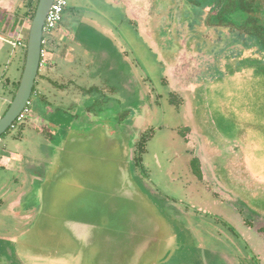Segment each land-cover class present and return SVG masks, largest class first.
<instances>
[{"label": "rangeland", "instance_id": "rangeland-1", "mask_svg": "<svg viewBox=\"0 0 264 264\" xmlns=\"http://www.w3.org/2000/svg\"><path fill=\"white\" fill-rule=\"evenodd\" d=\"M66 1L58 27L73 23L82 46L62 39L67 61L57 66L47 50L23 123L1 136L0 264H95L54 220L67 183L49 186L74 164L103 181L113 166L103 161L106 147L115 144L158 226L140 264H264V50L235 42L234 29L210 26L216 15L201 20V9L227 0ZM10 2L14 11L0 8L1 116L27 55L14 41L26 0ZM23 19L19 35L28 41L31 15ZM94 84L107 87L90 98ZM73 135L95 137L103 153L64 145ZM143 140L142 169L133 160ZM195 157L202 180L191 168ZM76 253V262H61Z\"/></svg>", "mask_w": 264, "mask_h": 264}, {"label": "water", "instance_id": "water-1", "mask_svg": "<svg viewBox=\"0 0 264 264\" xmlns=\"http://www.w3.org/2000/svg\"><path fill=\"white\" fill-rule=\"evenodd\" d=\"M53 2H38L28 35L27 55L19 88L0 119V138L12 127L30 101L40 71L44 23ZM66 143L70 146L85 145L89 151L103 153L102 143L93 136L73 135L64 145ZM117 148L122 152L124 150L118 144L113 145L112 150L106 147L108 158L103 161L106 163L110 160L113 166L103 181L94 180L96 173L93 168H84L82 170L87 173H82L81 168L74 167L75 164L64 167L56 175L49 190L53 192L60 183H67V189L62 194L66 200L60 207L59 217L54 220L59 221L64 235L74 240L71 241L72 245L76 243L79 248L84 247L87 257L95 259V264H140L151 243L148 236L152 232L157 233L158 226L151 216L145 215V196L132 181L127 163L115 155ZM68 237L64 239L69 246ZM78 256V253L74 257L63 256L61 262H76ZM35 261L44 260L36 258ZM48 263L60 264L53 260Z\"/></svg>", "mask_w": 264, "mask_h": 264}, {"label": "flooded vegetation", "instance_id": "flooded-vegetation-1", "mask_svg": "<svg viewBox=\"0 0 264 264\" xmlns=\"http://www.w3.org/2000/svg\"><path fill=\"white\" fill-rule=\"evenodd\" d=\"M195 1L193 0V2ZM231 1L233 3L232 11H226L225 9ZM189 6H192V4ZM194 6L197 7L196 5ZM210 8L208 7L207 9L206 7V9H201V20L204 19L205 16L210 15L209 17L211 18L216 15L217 25L214 26L211 24L210 26L219 27L222 25L228 27L230 30L234 29L238 33V36L235 37V42H237L238 39L240 42H248V40L253 41L251 45L256 44L255 46L257 49L259 45V50H264V0H227L219 9ZM214 9L217 12H215ZM232 16L236 18L241 16L243 23L240 24V22L236 23L231 21L229 17ZM224 19H228L229 24H223L221 21ZM204 21L207 23L210 20L206 17ZM240 42L238 43L240 44ZM42 69L40 71H42ZM88 94H90V98H92V93Z\"/></svg>", "mask_w": 264, "mask_h": 264}, {"label": "crops", "instance_id": "crops-1", "mask_svg": "<svg viewBox=\"0 0 264 264\" xmlns=\"http://www.w3.org/2000/svg\"><path fill=\"white\" fill-rule=\"evenodd\" d=\"M126 0H123V3L125 2ZM133 9H132V11L133 12H138V10L140 9V7L138 6V5H134V6H131ZM0 8L1 9H4V10H6V11H14L13 9H15L14 8V4L12 3V2H10V0H0ZM127 16H128V13H127ZM27 21V19L26 20H24L23 22H22V24H21V27H22V25L23 26H26V24H25V22ZM91 27V26H90ZM74 25H73V23H69V25H68V27H67V29H60L59 27L57 28V30L54 32L55 34H53L52 36H53V41H51V42H49V44H48V47H47V50H49L50 52H51V57H50V59L52 60V62H53V65L54 66H57V62L59 61V60H64V61H67V60H65L66 59V47H67V44L66 43H63V41L64 40H62V39H67L68 41H69V44L72 46V47H76V48H78V47H81L82 46V43H81V40L80 39H78V37L74 34ZM21 29H19V30H17V35L19 34V31H20ZM16 35V36H17ZM99 37L101 38V39H106V40H108V41H110L112 44H114L115 42L107 35V34H105L104 32H99ZM4 40L5 41H7L5 38H4ZM4 40H2V42L3 43H6ZM3 47H4V45L3 44H1ZM115 45V44H114ZM1 47H0V51H1ZM23 49V48H22ZM70 51H73V52H75L73 49H71ZM81 53V56L82 57H84V53H82V52H80ZM77 54V53H76ZM90 56V53H88V57ZM22 58H20V60H21ZM23 60V62H24V65H25V60H24V58L22 59ZM51 62V61H50ZM79 62H82L81 60H79ZM24 65H23V70H24ZM43 70V69H42ZM56 70V67H55V69L53 68H49V70L47 71V73L49 74L50 72L52 73V72H54ZM18 73H19V71H18ZM16 77H17V74H16ZM18 78V77H17ZM17 78H15V82L13 83V87H12V89L9 91V94H8V98H7V100H8V103H6V108H4V112L5 111H7V109L9 108V106H10V104H11V102L13 101V98H14V93L16 92V89H14L15 88V86H16V83L18 84L19 83V81L21 80V79H19V81H18V79ZM43 79H45V81H44V84L46 83V77H44ZM53 86H55V87H58V88H60L62 85H59V84H54ZM99 85L98 84H94V86H92L91 87V90L89 91V92H87V93H93V92H95V91H98L99 90V88H103V87H107V86H102V87H98ZM105 88L104 89H102V90H105ZM86 92V91H85ZM110 92V91H109ZM111 92H112V90H111ZM112 93H114V94H118V93H116L115 91L114 92H112ZM9 98H10V100H9ZM2 118V116L0 115V119ZM21 200V199H20Z\"/></svg>", "mask_w": 264, "mask_h": 264}, {"label": "built area", "instance_id": "built-area-1", "mask_svg": "<svg viewBox=\"0 0 264 264\" xmlns=\"http://www.w3.org/2000/svg\"><path fill=\"white\" fill-rule=\"evenodd\" d=\"M68 7V2L66 0H54L47 17L45 19L44 28H43V39H42V51H41V63H40V70L44 67V61L46 58L47 53V46L49 44L50 36L54 34V32L57 30L59 24L62 21V15L65 12V10ZM27 40L20 37L18 34L15 37V43L16 46L19 48H27V45L25 41ZM30 105V101L27 104V107L25 110L21 113V115L17 118V120L14 122L12 127H14L17 123H23L24 118L23 114L28 112V106ZM11 127V128H12ZM1 143V138H0Z\"/></svg>", "mask_w": 264, "mask_h": 264}, {"label": "trees", "instance_id": "trees-1", "mask_svg": "<svg viewBox=\"0 0 264 264\" xmlns=\"http://www.w3.org/2000/svg\"><path fill=\"white\" fill-rule=\"evenodd\" d=\"M38 2H39V0H37V2L35 4L34 0H26V3L24 5L25 12L22 15H20L21 13L20 14L16 13V15L18 17L17 18V20H18V30L21 29V24H22V22L24 20L23 18H27V17H29V15H31V21L33 20L34 15H35V11H36V8H37V5H38ZM232 9H233V3L231 1L230 4L226 7L225 10L226 11H232ZM25 43L27 45L28 41L26 40ZM24 60H26V54H25ZM19 84H20V81L17 84L16 92H17V90L19 88ZM34 88H35V86H34ZM16 92L14 93V97H15ZM33 92H34V89H33ZM185 139H186V141L188 140L187 137H185ZM136 145H137V148H136L137 155H135L133 163H134V166L136 168H142L143 169L142 154L144 153L145 141L144 140L143 141H138V142H136ZM191 168H192V171L194 172V174L200 180H202L203 179V169H202V164H201L199 158H197V157L193 158V160L191 161Z\"/></svg>", "mask_w": 264, "mask_h": 264}]
</instances>
